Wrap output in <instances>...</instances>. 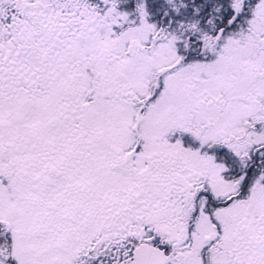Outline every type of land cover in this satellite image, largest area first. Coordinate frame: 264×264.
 Returning a JSON list of instances; mask_svg holds the SVG:
<instances>
[{"label": "snow or ice", "instance_id": "6c2138e0", "mask_svg": "<svg viewBox=\"0 0 264 264\" xmlns=\"http://www.w3.org/2000/svg\"><path fill=\"white\" fill-rule=\"evenodd\" d=\"M0 264H264V0H0Z\"/></svg>", "mask_w": 264, "mask_h": 264}]
</instances>
